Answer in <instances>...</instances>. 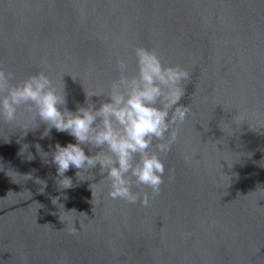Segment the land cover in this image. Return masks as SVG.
<instances>
[{
	"label": "water",
	"instance_id": "95a60500",
	"mask_svg": "<svg viewBox=\"0 0 264 264\" xmlns=\"http://www.w3.org/2000/svg\"><path fill=\"white\" fill-rule=\"evenodd\" d=\"M136 45L191 72L171 178L147 208L111 200L99 165L93 180L70 168L74 186L58 190L35 146L74 138L0 122V264H264V0H0V67L63 75L71 111L118 75L117 57L135 67Z\"/></svg>",
	"mask_w": 264,
	"mask_h": 264
},
{
	"label": "clouds",
	"instance_id": "9594fccd",
	"mask_svg": "<svg viewBox=\"0 0 264 264\" xmlns=\"http://www.w3.org/2000/svg\"><path fill=\"white\" fill-rule=\"evenodd\" d=\"M132 51L135 67L117 57L118 75L106 86L84 90V105L75 111L66 106L63 75L57 85L44 70L17 79L13 72L0 67V122L18 127L21 136L44 124L41 138L48 137L53 128L74 138L75 143H56L51 153L41 151L39 144L35 146L44 162L55 166L58 190L74 186L65 175L70 168L77 169V180H93L91 170L99 165L98 182L106 183L111 200L147 208L162 191L165 176L171 171H166L165 161L179 142V129L191 111L190 105L179 103L191 72L165 61L156 47L136 45ZM40 64L46 66V61L42 58ZM93 96L104 98L98 107L91 100ZM242 121L239 112L232 118L237 125ZM219 127L224 132L222 123ZM27 147L23 145L21 151ZM85 147L92 154L86 155ZM26 158L33 159L32 154ZM85 173L88 178H84ZM36 182L41 185L38 191L43 192L46 182ZM96 183L90 184L92 199ZM57 200L53 197L52 203L63 208ZM70 234L75 235V229ZM184 235L187 238L191 233Z\"/></svg>",
	"mask_w": 264,
	"mask_h": 264
}]
</instances>
